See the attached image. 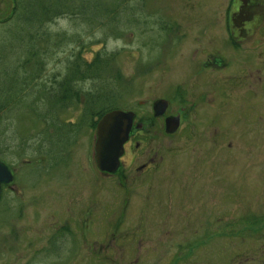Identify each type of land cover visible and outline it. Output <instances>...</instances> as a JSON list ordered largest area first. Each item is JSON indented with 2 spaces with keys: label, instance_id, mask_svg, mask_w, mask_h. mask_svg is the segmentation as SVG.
I'll use <instances>...</instances> for the list:
<instances>
[{
  "label": "rangeland",
  "instance_id": "obj_1",
  "mask_svg": "<svg viewBox=\"0 0 264 264\" xmlns=\"http://www.w3.org/2000/svg\"><path fill=\"white\" fill-rule=\"evenodd\" d=\"M85 1L89 9L92 4L109 2ZM226 1L144 0L143 7L134 9L139 1L128 0V15L121 12L119 20L111 22L115 28L93 24L92 19L82 14L54 19L45 25L44 38L38 42L45 55L43 81L49 82L52 73L64 75L67 61L82 46V55L89 62L98 53L106 52L111 58H103L102 70L106 68L103 80H84L79 87L97 92L104 81L115 89L116 108L137 109L138 116L146 115L154 100L172 98L177 84L192 88L191 83L202 72L206 57L200 53L193 55L194 48L199 43H208L210 37L219 36L217 25L213 27L209 22L218 24L222 20L219 12ZM19 3L20 0H0V93L18 88L15 95L21 99L19 110L14 104L12 107L17 109L0 119V160L12 167L15 174V181L3 187L0 198V264H177V257L181 260L178 264H192L182 252L175 254L174 219L169 207L157 210L167 214L166 217L149 221L140 217L136 227H129V236L111 231L113 224L107 221L111 213L107 204L116 197L118 179L106 178L97 169L96 126L90 130L85 123L91 119L83 117L84 97L78 106L59 111L66 122L82 120L76 130L77 141L74 143L72 139L74 144L67 145L68 162L63 161L59 151L55 155L56 164L43 154L48 144L38 140L43 127L30 112L33 95L25 99L16 84L17 78L33 70V64L23 67V61L29 58L28 50L34 46L28 33L30 26L21 22L18 9L15 10ZM93 13L99 15L92 11L87 16L98 18ZM257 62L256 67L252 63H228L222 72L226 82V93L221 98L223 118L217 121V126L207 129L201 126L199 133L206 140L200 151L218 148L214 146L215 136L224 139L219 141V147L224 150L222 162L228 179L212 204L230 206L242 198V204H252L250 211L258 209L263 213L264 55ZM206 71L200 75L214 78L211 71L204 74ZM28 91L25 87V92ZM211 91L215 95L219 89ZM189 145L173 152L189 160L188 156L198 150ZM189 162L182 165L205 164L204 159ZM211 164L219 165L214 161ZM166 172L147 180L151 186L159 183L164 187L163 199L172 196L173 183L183 180ZM219 182L213 180L216 189ZM158 195V191L150 193L152 198ZM62 229H72L77 235L66 236ZM140 229L144 231L140 233ZM131 246L133 255L129 252Z\"/></svg>",
  "mask_w": 264,
  "mask_h": 264
},
{
  "label": "flooded vegetation",
  "instance_id": "obj_2",
  "mask_svg": "<svg viewBox=\"0 0 264 264\" xmlns=\"http://www.w3.org/2000/svg\"><path fill=\"white\" fill-rule=\"evenodd\" d=\"M219 13L223 16L218 24L209 22L213 27L217 25L215 29L220 30L219 36L210 37L208 43H199L193 53L195 56L200 53L201 57L206 55L202 72L207 69L204 74L209 75L211 71L214 78L203 77L200 72L193 79L192 88L177 84L172 98L164 96L154 100L146 115L138 116L137 109H128L134 113V120L120 169L112 174L97 169L106 178L118 179L115 181L116 197L107 204L111 212L107 221L113 224L111 231L115 235L129 236V227H136L142 216L148 221L166 217L167 214L157 210L169 207L174 219L175 254L182 252L192 264H264V212L250 211L252 204H242V198L230 206L212 204L216 193L223 192L221 185L228 179L222 162L224 150L219 147V141L224 139L215 136L214 146L218 148L200 151L206 140L199 133L201 126L205 129L217 126V121L223 118L221 98L226 93V82L222 72L228 63H252V67H256L259 57L264 55L260 52L264 49V0H227ZM212 88L219 89L217 94H212ZM162 101L167 102V108L159 112L156 108ZM68 122L80 125L82 120ZM85 123L94 130L91 120ZM175 124L178 128L173 130ZM77 134H73L74 143ZM187 145L198 147L188 156L189 160L173 152L186 149ZM63 158L68 162L65 152ZM202 159L204 165H182L190 160L189 163H199ZM211 161L219 165H212ZM166 171L171 172L172 178L183 180L173 183L172 196L163 199L164 187L159 183L156 187L151 186L147 180ZM215 179L220 180L217 189L213 183ZM153 190L158 191L157 198L150 196ZM250 193L254 194L253 189ZM125 223L128 225L124 226ZM151 230L147 231L150 233ZM143 231L140 229L139 232ZM63 232L66 236L77 235L72 229ZM132 248L129 249L131 255L134 253ZM180 261L177 257V264Z\"/></svg>",
  "mask_w": 264,
  "mask_h": 264
},
{
  "label": "trees",
  "instance_id": "obj_3",
  "mask_svg": "<svg viewBox=\"0 0 264 264\" xmlns=\"http://www.w3.org/2000/svg\"><path fill=\"white\" fill-rule=\"evenodd\" d=\"M138 1L139 3L134 9H137L139 5H141L140 7L144 6V0ZM127 2L128 0H109L106 4H92L91 9H89V4H86L85 0H20L19 7L15 9L19 11L17 13H19L21 22H24L26 26H30L28 33L34 41L33 48L28 50L31 53L29 58L23 57V59L25 58L23 67L27 64H33V70L27 72L26 74L28 75L17 78L16 84L19 85V91L21 90L25 94V99L31 98L33 95V106H30V112L43 127L38 132L40 135L38 140L48 144L43 154L49 156L53 163L56 162L55 155L57 151L61 153L60 156L64 155L67 145L71 144L73 134L77 132L74 130L79 127L77 124L67 123L62 120L59 111L65 110L70 106H78L81 97H84L83 117H90L94 128L105 113L119 108L115 107L117 95L112 85H108L103 81L102 87L97 92L90 89L84 90L79 87V83L84 80H94V78L103 80V73L106 70V68L102 70L105 60L103 58H111V55L106 52L102 55L98 53L95 60L89 62L82 55L84 48L82 46L77 53L72 55L73 58L67 61L64 75L60 72L52 73L49 75V82L43 81L45 60L42 56L45 55L38 43L43 40V34L46 33H42V30L46 24L54 19L64 15L78 17L79 14L92 19L90 21L93 24L97 23L115 28L113 26L114 23L111 22H114V20L115 22L118 21L121 12L128 15ZM99 8H101V11L97 10ZM92 11L99 13V15L93 13L98 18L87 16ZM103 13L105 15H102ZM25 87L30 91L25 92ZM9 90L7 93H0V119L3 115L11 113L13 109L18 108L19 110V101L21 102V99L15 95L18 92V88L14 91L12 89ZM14 104H17L18 107H12Z\"/></svg>",
  "mask_w": 264,
  "mask_h": 264
},
{
  "label": "water",
  "instance_id": "obj_4",
  "mask_svg": "<svg viewBox=\"0 0 264 264\" xmlns=\"http://www.w3.org/2000/svg\"><path fill=\"white\" fill-rule=\"evenodd\" d=\"M167 108V102L157 105V111ZM134 113L115 109L105 113L96 127L95 159L101 172L115 173L121 167V158L125 153V144L133 126ZM178 125L175 124L176 130ZM15 181L13 170L0 160V198L3 187Z\"/></svg>",
  "mask_w": 264,
  "mask_h": 264
}]
</instances>
